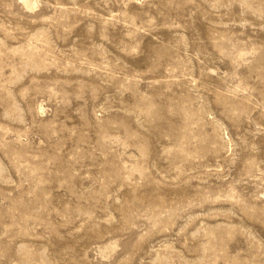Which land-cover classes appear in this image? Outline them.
Masks as SVG:
<instances>
[{"label":"rangeland","instance_id":"1","mask_svg":"<svg viewBox=\"0 0 264 264\" xmlns=\"http://www.w3.org/2000/svg\"><path fill=\"white\" fill-rule=\"evenodd\" d=\"M0 264H264V0H0Z\"/></svg>","mask_w":264,"mask_h":264}]
</instances>
